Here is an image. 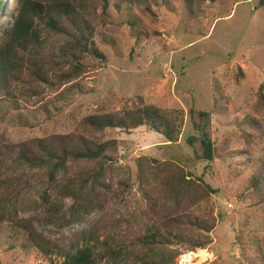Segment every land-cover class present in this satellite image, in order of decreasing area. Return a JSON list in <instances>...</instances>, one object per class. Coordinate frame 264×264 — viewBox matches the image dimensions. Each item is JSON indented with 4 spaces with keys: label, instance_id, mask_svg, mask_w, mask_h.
I'll return each mask as SVG.
<instances>
[{
    "label": "rangeland",
    "instance_id": "rangeland-1",
    "mask_svg": "<svg viewBox=\"0 0 264 264\" xmlns=\"http://www.w3.org/2000/svg\"><path fill=\"white\" fill-rule=\"evenodd\" d=\"M81 1L88 4L93 41L105 60L87 58L86 73L54 88L44 86L38 97L27 96L32 93L27 86L17 100H0V202L9 216L0 223V264H63L56 251L82 244L86 233L94 234L98 242L91 244L104 252V242L129 247L147 230L171 235L148 253L157 264L187 259L189 264H264V186L251 188L253 165L264 156L262 0H108L106 10L100 0ZM18 6L19 0L4 1L0 44ZM63 44L60 37L51 39L45 54L57 53ZM139 98L183 112L178 142L172 146L145 127L109 131L102 140L117 139L119 148L110 154L116 161L104 173L106 188L96 194L97 207L76 220L74 200L65 198L52 220L41 198L46 191L57 197L59 189L51 190L46 171L19 162L22 146L75 134L86 117L139 106ZM191 109L211 115L213 162L196 159L187 144L194 134ZM139 159H146L144 179ZM167 163L195 183L186 198L169 194L173 180ZM96 169L71 164L60 182ZM204 184L215 193L205 195ZM28 230L54 254L35 247ZM208 240L205 248H196ZM132 250L141 264V249Z\"/></svg>",
    "mask_w": 264,
    "mask_h": 264
},
{
    "label": "trees",
    "instance_id": "trees-1",
    "mask_svg": "<svg viewBox=\"0 0 264 264\" xmlns=\"http://www.w3.org/2000/svg\"><path fill=\"white\" fill-rule=\"evenodd\" d=\"M4 1L0 0V11ZM100 2L106 10L108 0ZM263 4L264 0L261 1V5ZM88 14V4L81 0H19L18 10L11 17L0 44V100H17L19 89H26L27 86L32 93L25 94L30 98L38 97L42 87L54 88L86 73L87 58L105 60L93 41L95 31L87 18ZM58 37L64 40V44L57 53L46 55L49 41ZM189 115L194 134L188 137L187 144L193 149L196 159L213 162L217 150L208 131L210 113L191 109ZM183 123L182 111L162 110L145 104L139 98V106L86 117L75 134L52 136L45 141L38 140L33 146L23 145L18 160L30 169L46 171L48 181L52 184L51 190L55 191V187L59 189L56 198L47 191L41 198L52 220L60 214L65 198L74 200L72 210L78 217L76 220H81L80 217L88 215L97 207L96 194L100 189L106 188L104 173L116 161L110 154L119 148V141H104L103 135L115 130L130 133L145 127L150 132L162 135L168 143L175 146L181 136ZM144 161L146 159H139L137 162L141 179L146 175ZM71 164L93 165L97 169L87 173L84 178L69 179L61 183V176L66 174ZM167 165L172 171L170 176L173 180L168 185L169 194L175 199L186 198L195 183L181 175L174 163ZM253 167L256 171L251 178V188L261 190L264 186V156ZM201 190L207 196L215 193V190L205 184ZM4 212L5 208L0 202V223L9 219ZM208 226L213 228L207 223L203 227ZM206 229L211 233L210 228ZM28 231L29 240L35 247L47 256L54 254V250L44 239L37 238L32 230ZM84 235L82 244L72 246L70 251H56L62 254L63 264H137L132 254L134 247L141 249V264H157L150 261L148 253L154 252L155 245L170 241L171 237L160 230H147L145 235L136 238L132 246L113 248L104 242V252H98L96 244H91L92 241L98 242L94 234ZM209 243V240L198 242L196 248L201 250ZM170 260L176 261L172 257Z\"/></svg>",
    "mask_w": 264,
    "mask_h": 264
},
{
    "label": "bare ground",
    "instance_id": "bare-ground-1",
    "mask_svg": "<svg viewBox=\"0 0 264 264\" xmlns=\"http://www.w3.org/2000/svg\"><path fill=\"white\" fill-rule=\"evenodd\" d=\"M190 262H191V259H187L182 264H189Z\"/></svg>",
    "mask_w": 264,
    "mask_h": 264
}]
</instances>
